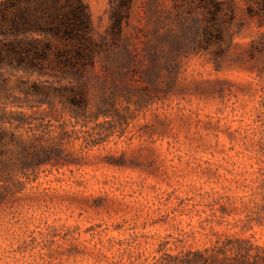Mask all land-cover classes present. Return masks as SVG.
<instances>
[{
  "label": "rangeland",
  "instance_id": "obj_1",
  "mask_svg": "<svg viewBox=\"0 0 264 264\" xmlns=\"http://www.w3.org/2000/svg\"><path fill=\"white\" fill-rule=\"evenodd\" d=\"M111 1L84 0L96 38ZM217 1L212 21L133 0L122 34L136 56L106 113L94 86L79 118L0 86V264H153L207 245L210 228L264 246V0ZM21 145L44 161L23 163Z\"/></svg>",
  "mask_w": 264,
  "mask_h": 264
},
{
  "label": "trees",
  "instance_id": "obj_2",
  "mask_svg": "<svg viewBox=\"0 0 264 264\" xmlns=\"http://www.w3.org/2000/svg\"><path fill=\"white\" fill-rule=\"evenodd\" d=\"M132 2L112 0L108 29L96 38L84 0H0V86L11 96V103L28 108L44 103L52 106L53 98H57L72 117H84L89 109L90 87L94 86L100 100L96 113H106L109 98L124 86L125 69L136 56L122 34ZM172 2L176 7H200L212 21L221 10L217 0ZM220 32V28L213 31L203 26L197 33L208 39L207 34ZM189 34H196V27L193 31L189 28ZM146 55L152 59L157 56L149 49ZM97 58L101 75L94 73ZM3 69L9 76H16L22 98L8 92L10 77H5ZM14 115L17 127L31 121L21 111ZM20 148L25 157L23 163L44 161L32 147ZM209 232L212 237L205 234L207 245L202 248L183 245L177 253L167 254L165 260L153 264H264V246L253 244L250 237L237 238L212 228ZM191 237L194 239V235Z\"/></svg>",
  "mask_w": 264,
  "mask_h": 264
}]
</instances>
